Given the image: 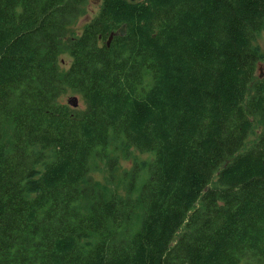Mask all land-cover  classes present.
<instances>
[{
	"label": "trees",
	"instance_id": "obj_1",
	"mask_svg": "<svg viewBox=\"0 0 264 264\" xmlns=\"http://www.w3.org/2000/svg\"><path fill=\"white\" fill-rule=\"evenodd\" d=\"M89 1L0 0V264H264V0H101L68 37ZM114 143L154 154L124 195L89 176Z\"/></svg>",
	"mask_w": 264,
	"mask_h": 264
},
{
	"label": "rangeland",
	"instance_id": "obj_2",
	"mask_svg": "<svg viewBox=\"0 0 264 264\" xmlns=\"http://www.w3.org/2000/svg\"><path fill=\"white\" fill-rule=\"evenodd\" d=\"M101 0H90L85 6V13L75 21L68 29V37L79 36L86 25L99 13ZM255 44L264 52V31L259 32L255 39ZM73 61V57L68 51H63L59 57V65L62 70H67ZM258 73H264V62L258 67ZM78 98V107H85V101L77 94H69L62 98L64 102L71 98ZM263 128L260 117H253V129L247 139L245 148L254 144ZM154 158L152 152H142L135 147H128L123 143L110 144L104 157L94 156L90 162L89 176L98 183V185L107 191H115L124 195L130 181L129 174L136 162L145 164ZM148 170L143 168L136 182L134 196L139 194L143 182L147 178Z\"/></svg>",
	"mask_w": 264,
	"mask_h": 264
},
{
	"label": "water",
	"instance_id": "obj_3",
	"mask_svg": "<svg viewBox=\"0 0 264 264\" xmlns=\"http://www.w3.org/2000/svg\"><path fill=\"white\" fill-rule=\"evenodd\" d=\"M126 33H127V24L125 23V24H123V25H122L117 31L113 32V33L110 35V37H109L108 40H107L108 45H110V43H111V41H112V39H113V37H114L115 35H121V36H124V35H126ZM68 102H69L70 104H72L73 106H78V98H77V97H73V98H71Z\"/></svg>",
	"mask_w": 264,
	"mask_h": 264
}]
</instances>
